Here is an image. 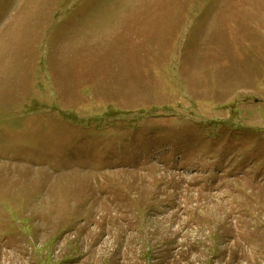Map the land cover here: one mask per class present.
I'll return each instance as SVG.
<instances>
[{"label": "rangeland", "instance_id": "374dc122", "mask_svg": "<svg viewBox=\"0 0 264 264\" xmlns=\"http://www.w3.org/2000/svg\"><path fill=\"white\" fill-rule=\"evenodd\" d=\"M0 264H264V0H0Z\"/></svg>", "mask_w": 264, "mask_h": 264}]
</instances>
